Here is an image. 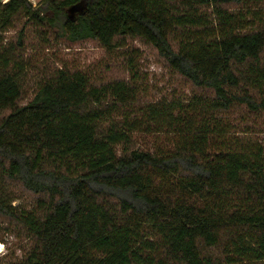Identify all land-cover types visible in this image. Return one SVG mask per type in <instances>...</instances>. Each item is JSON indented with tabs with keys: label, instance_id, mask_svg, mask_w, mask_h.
<instances>
[{
	"label": "trees",
	"instance_id": "16d2710c",
	"mask_svg": "<svg viewBox=\"0 0 264 264\" xmlns=\"http://www.w3.org/2000/svg\"><path fill=\"white\" fill-rule=\"evenodd\" d=\"M262 1L0 4V180L36 196L33 210L16 213L0 194V215L16 213L34 239L14 264L264 262V151L230 143L237 127L219 120L234 107L264 115V21L258 12L248 19L231 11ZM19 17L107 51L139 40L212 97L177 115L148 105L134 116L140 122L107 132L105 115L130 105L134 87H95L79 71H58L20 106L24 67L1 37ZM141 127L173 137L172 144L153 152L132 147L127 133Z\"/></svg>",
	"mask_w": 264,
	"mask_h": 264
},
{
	"label": "rangeland",
	"instance_id": "374dc122",
	"mask_svg": "<svg viewBox=\"0 0 264 264\" xmlns=\"http://www.w3.org/2000/svg\"><path fill=\"white\" fill-rule=\"evenodd\" d=\"M39 2L40 0H33L32 4L36 6ZM246 9L249 10L236 7L231 11L232 14L241 13L248 19L251 13L258 12L262 22L264 21V0L256 5H249ZM47 26L39 28L19 17L1 35L3 46L15 48L16 60L24 67L21 75L22 94L18 102L20 106L32 99L39 83L54 77L58 71H79L95 87L114 82L134 87L136 98L130 105H118L108 110L110 115H105L102 122V127L107 132L112 130L111 126L116 130H126L131 123L140 122L139 116H134L140 115L139 112H143L148 105L157 104L177 115L178 109L189 105V102L193 103L197 98L203 100L212 97L211 92L196 88L175 74L153 48L139 40L128 39L124 47L107 51L93 40L69 42L62 36L61 30ZM18 42L23 44L21 48ZM220 117L224 127L231 124L237 127L235 131L239 135L233 134L227 138L230 143H251L264 151L263 114L253 115L244 107H234L228 113H221ZM144 130L145 127H141L138 131H128L132 147L153 152L172 144L173 137ZM121 146L122 144L117 149ZM0 194L11 201L10 206L16 213L31 211L35 207L36 196L17 184L0 180ZM16 213L12 218L0 215V264L22 262L34 246V239L18 222Z\"/></svg>",
	"mask_w": 264,
	"mask_h": 264
},
{
	"label": "built area",
	"instance_id": "2783aa9c",
	"mask_svg": "<svg viewBox=\"0 0 264 264\" xmlns=\"http://www.w3.org/2000/svg\"><path fill=\"white\" fill-rule=\"evenodd\" d=\"M9 0H0V4L2 5V4H5V3H7ZM28 1H30V2H32L33 0H28Z\"/></svg>",
	"mask_w": 264,
	"mask_h": 264
},
{
	"label": "water",
	"instance_id": "95a60500",
	"mask_svg": "<svg viewBox=\"0 0 264 264\" xmlns=\"http://www.w3.org/2000/svg\"><path fill=\"white\" fill-rule=\"evenodd\" d=\"M72 10L74 11V9H71V11H72Z\"/></svg>",
	"mask_w": 264,
	"mask_h": 264
}]
</instances>
